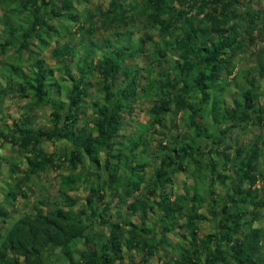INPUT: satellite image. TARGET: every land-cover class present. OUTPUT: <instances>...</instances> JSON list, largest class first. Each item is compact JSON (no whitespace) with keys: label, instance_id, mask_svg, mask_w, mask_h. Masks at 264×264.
<instances>
[{"label":"trees","instance_id":"trees-1","mask_svg":"<svg viewBox=\"0 0 264 264\" xmlns=\"http://www.w3.org/2000/svg\"><path fill=\"white\" fill-rule=\"evenodd\" d=\"M254 1L110 0L96 25L78 13L81 0H0V105L26 100L0 127V144L28 153L25 170L9 166L8 178H21L4 202H28L25 183L68 170L60 171L54 196L38 186L25 213L12 217L0 206V264H264V228L257 226L264 190L255 186L264 182V11L251 10ZM140 18L159 34L137 42L150 44L137 48L149 57L143 68L128 63L139 56L128 47L136 35L118 28ZM107 20L117 30L96 44L91 37ZM258 21L256 62L235 98L225 99L224 77L241 78L232 61L244 58L243 36L255 28L244 27ZM71 35L75 44L58 45ZM49 48L59 77L41 56ZM139 100L149 102L140 130L133 127ZM45 110L46 126L39 125ZM48 143L59 145L49 152ZM188 168L191 180L179 193L174 175ZM79 189L82 199L74 196ZM205 204L210 218L200 212Z\"/></svg>","mask_w":264,"mask_h":264},{"label":"rangeland","instance_id":"rangeland-1","mask_svg":"<svg viewBox=\"0 0 264 264\" xmlns=\"http://www.w3.org/2000/svg\"><path fill=\"white\" fill-rule=\"evenodd\" d=\"M141 1V0H139ZM241 1V0H240ZM110 0H81V3L76 7L78 13H83L84 16H86L87 14H91V20L96 22V25H99V22H101V20H104V18L100 17V14L102 13H106L107 11H109L110 9ZM251 10L253 11H258V12H263L264 11V0H255L253 3H251L250 5ZM241 10V8H239ZM239 9L237 10V13H240L241 11ZM117 14V12H116ZM115 14V15H116ZM117 16V15H116ZM82 21V18L80 19ZM84 21V19H83ZM64 24H66V26L68 25V22L65 21ZM105 27H98V29L95 31L94 36L95 37H91L93 39V41L98 44L101 43L103 41L104 38H106L108 35L114 34L115 30H117V23L115 22H109L108 20L105 23ZM257 26V27H256ZM254 28V30H252V33L250 35H246L244 34V39L246 42V53L244 55V58H241L240 56L236 57L233 61L232 64L234 66L233 70V74L236 72L239 73V70H242V73L240 74L241 78H231L229 77H224V81L228 82L229 85V91L226 92L225 94V99L229 98V99H234L235 98V93L237 92V88L236 85L237 84H242L244 82L243 77L245 76L246 72L248 71L250 66H253L254 63L256 62V58L255 56H253V54H256V50L259 49L261 47V40L262 37L260 36V34H258L257 28L261 27V22L258 21L253 23V24H249L248 23L245 25L244 30H248L250 28ZM1 28V27H0ZM119 30H126L129 29L132 33H134L136 35V37H132L130 39L129 44V51L136 53L137 55H139V53H137V48L140 50L141 49H148L150 44L149 43H142L137 46V42L139 39H143L146 38V36H148L149 34L152 35V38L154 40L159 38V34L156 32V30H152V29H147L148 25L145 26L144 25V21H142V18L137 19L134 22H131L129 19L124 20L123 24H121L119 27ZM171 35V34H170ZM73 36V35H71ZM67 37L64 38L63 40H60L58 42V45L62 44L65 41H72V44H75L78 41V37L77 36H73L72 37ZM172 36V35H171ZM250 36V37H249ZM90 37H87L86 39H88ZM249 38H252L253 41H250ZM89 40V39H88ZM113 41L116 43V39H113ZM55 44V42H54ZM34 46V45H33ZM51 48L45 50L42 52L41 56L42 58L46 61V66L45 67H50L53 68L55 71H57L56 65L53 62V60L50 59V53H51ZM149 60V57L144 55H139L136 56L135 58H131L128 60V63H135L137 64L139 67L143 68L146 66L147 61ZM159 69H162L163 67H158ZM136 71V69H135ZM56 77H59V72L57 71L56 74H54ZM235 75V74H234ZM94 78V81L92 83V88L91 91H95L96 87L98 86V82L97 79ZM123 77H119L117 79V83H122ZM225 82V83H226ZM262 84V82L260 80L256 81V85L260 86ZM262 100H263V96H262ZM26 102V100H14L11 98H7L6 101L0 105V127L2 125L5 124H10L11 121L13 119H16L19 115V107L22 106L24 103ZM149 105L148 101H136L135 102V112L133 115V118L135 121L134 126L138 128L139 130L141 129V126L144 124L143 122H146V110L147 107ZM48 111H42L38 114V120H37V124H42L44 126H46V120L45 118L47 117ZM90 110L86 109V110H82L81 111V117L88 119L90 118ZM139 120V121H138ZM125 126L128 128L129 124L127 122H125ZM131 126V128H132ZM183 127H179V129L177 128L176 130L174 129L172 131V134H176L178 132H181L180 130H182ZM1 130V128H0ZM256 130V131H255ZM124 132L126 133L127 130L124 129ZM251 133L249 135L251 136H255L257 135V133L259 132L257 129H252L250 131ZM264 132V129H263ZM59 145L58 143L53 144V143H48L45 144V149L49 152L55 150ZM151 152H154V146H152L151 148ZM28 153L27 152H20L18 150H16L14 147H12L9 143L1 141L0 144V206L4 207L7 209V211L9 212L10 216H18L20 214L25 213L26 211H28L31 207V202L33 200H35V198L37 197L38 192V186L40 185H44L47 188H49L50 193L54 196L53 192L54 189L56 187L57 181H58V177H59V173L60 171L63 173H67V169L65 170H60V171H54L49 169L47 172L41 174V175H37L34 176L32 179H30L29 182L25 183L23 185V191L25 192V194H27L29 200L28 202L26 200H24L23 198H21L20 196H18V200H17V204L16 206H11L8 203L4 202V198H5V193L9 187V185H11L14 182H17L20 178L21 175L17 174L16 176L12 177V179L8 178V171H9V166L11 164V162L17 163L18 165V170H25V157ZM149 168V172H150ZM259 172H264V161H260L259 162ZM193 170L191 168H188L187 173L186 172H182V171H178L175 173L174 175V180H173V185H174V189H176L179 193H182V188L184 185H187V183H189V181L191 180V176H192ZM206 180H209L208 177H206ZM198 184V183H196ZM247 183H245L244 186H246ZM229 186V185H228ZM257 188L259 186H261V190L263 192L264 190V182H260V183H256L255 185ZM220 193H223L221 190H219ZM85 195V191L83 190H77V192L74 193V196L76 197H80L81 199L84 197ZM208 203V202H207ZM206 207H203L200 209V212H202L205 216H207L208 218H210L209 214L207 213V207L208 208H212L211 205L205 204ZM243 209H245V207H243ZM219 218V217H217ZM217 220V219H215ZM258 223L257 226L261 227V229L264 228V213H261V216H259L258 218ZM213 221V220H212ZM3 223H1L0 221V229H2L3 227ZM245 230H249V227H244ZM211 230V222L210 219L208 220V222H206L204 225H202L201 228V236H204L207 232H209ZM169 239L173 242L177 241V236L176 234H169ZM264 241V237H262V242ZM81 247V246H80ZM261 254H264V246L262 245L261 248ZM57 252H55L56 254ZM162 254H164L162 257V260H166L167 257H165V255L167 256V254L164 253V251L162 252ZM154 264H157L156 262Z\"/></svg>","mask_w":264,"mask_h":264}]
</instances>
